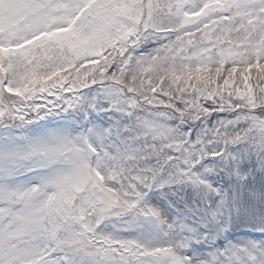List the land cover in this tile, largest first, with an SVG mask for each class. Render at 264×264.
<instances>
[{"label": "snow or ice", "instance_id": "1", "mask_svg": "<svg viewBox=\"0 0 264 264\" xmlns=\"http://www.w3.org/2000/svg\"><path fill=\"white\" fill-rule=\"evenodd\" d=\"M0 264H264V0H0Z\"/></svg>", "mask_w": 264, "mask_h": 264}]
</instances>
